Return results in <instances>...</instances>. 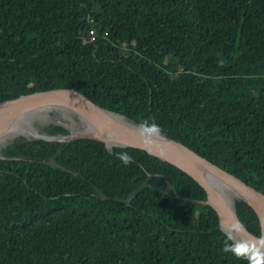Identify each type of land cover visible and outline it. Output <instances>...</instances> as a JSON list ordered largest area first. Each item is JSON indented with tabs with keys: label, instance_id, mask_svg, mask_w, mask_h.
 Wrapping results in <instances>:
<instances>
[{
	"label": "trees",
	"instance_id": "1",
	"mask_svg": "<svg viewBox=\"0 0 264 264\" xmlns=\"http://www.w3.org/2000/svg\"><path fill=\"white\" fill-rule=\"evenodd\" d=\"M62 87L264 193V0H0V102ZM205 198L138 148L16 136L0 146V264H251L223 250L238 244L215 210L190 201ZM233 201L259 236L254 210Z\"/></svg>",
	"mask_w": 264,
	"mask_h": 264
},
{
	"label": "water",
	"instance_id": "2",
	"mask_svg": "<svg viewBox=\"0 0 264 264\" xmlns=\"http://www.w3.org/2000/svg\"><path fill=\"white\" fill-rule=\"evenodd\" d=\"M62 109L76 116L77 133L73 132L66 118L54 121L68 129L67 134H48L22 128L18 136L26 139H44L51 142H68L73 139L101 141L106 148L132 147L146 151L162 161L168 162L192 177L205 191V200H190L211 206L217 213L219 227L246 251H253L264 261V193L245 183L240 178L201 156L172 136L158 130L156 133H142L141 124L128 120L124 115L102 108L74 88H53L34 91L0 102V138L13 125L28 115L45 110ZM25 160L49 162V159L24 157ZM165 178V177H163ZM168 185L172 184L169 179ZM227 191L233 193L228 196ZM245 201L255 212L260 235L257 236L239 220L233 198ZM125 202L122 199H114Z\"/></svg>",
	"mask_w": 264,
	"mask_h": 264
},
{
	"label": "bare ground",
	"instance_id": "3",
	"mask_svg": "<svg viewBox=\"0 0 264 264\" xmlns=\"http://www.w3.org/2000/svg\"><path fill=\"white\" fill-rule=\"evenodd\" d=\"M64 117L68 120L69 126L72 128L73 132L77 133L79 128L75 126L72 118L66 113L65 110L62 109H52L45 110L33 115H28L21 119L20 121L16 122L13 125V128L3 137L0 138V144H4L8 140H11L18 136L21 133L22 128L29 130L32 129L31 122L34 120L37 121H61V118ZM228 196L232 197L233 193L227 191Z\"/></svg>",
	"mask_w": 264,
	"mask_h": 264
},
{
	"label": "clouds",
	"instance_id": "4",
	"mask_svg": "<svg viewBox=\"0 0 264 264\" xmlns=\"http://www.w3.org/2000/svg\"><path fill=\"white\" fill-rule=\"evenodd\" d=\"M159 130V126L154 124V123H149L147 121H141V131L142 133H156ZM116 157L120 160V162L124 165H127L130 160H131V155L127 152H118L115 154ZM262 241H264V238H261ZM224 251H233L234 253H236L237 255L245 252V247L240 246V245H228L225 244ZM253 256H255L256 258L251 260V264H261V260L260 257L256 254L255 251H253Z\"/></svg>",
	"mask_w": 264,
	"mask_h": 264
},
{
	"label": "rangeland",
	"instance_id": "5",
	"mask_svg": "<svg viewBox=\"0 0 264 264\" xmlns=\"http://www.w3.org/2000/svg\"><path fill=\"white\" fill-rule=\"evenodd\" d=\"M66 113H68V115L76 122V123H78L77 122V120H76V118H74L73 117V114H71V113H69V112H66ZM61 121H64L63 120V118H61ZM51 123H54V121H50V122H48V121H37V120H34V121H32L31 122V126H32V129L33 130H36V131H38V132H43V130L40 128V127H38V125H49V124H51ZM12 140V139H11ZM10 141V140H9ZM8 142V141H7ZM7 142H5L4 144H0V146H3V145H5Z\"/></svg>",
	"mask_w": 264,
	"mask_h": 264
},
{
	"label": "built area",
	"instance_id": "6",
	"mask_svg": "<svg viewBox=\"0 0 264 264\" xmlns=\"http://www.w3.org/2000/svg\"><path fill=\"white\" fill-rule=\"evenodd\" d=\"M90 34L92 35L93 34V31L92 30H90ZM93 37H91V39H92Z\"/></svg>",
	"mask_w": 264,
	"mask_h": 264
}]
</instances>
